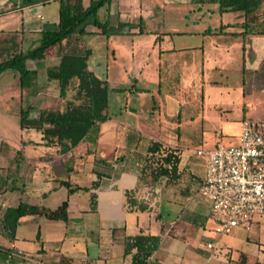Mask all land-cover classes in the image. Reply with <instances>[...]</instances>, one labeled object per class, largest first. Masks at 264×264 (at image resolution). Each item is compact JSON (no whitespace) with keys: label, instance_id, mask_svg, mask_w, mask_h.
<instances>
[{"label":"crops","instance_id":"obj_1","mask_svg":"<svg viewBox=\"0 0 264 264\" xmlns=\"http://www.w3.org/2000/svg\"><path fill=\"white\" fill-rule=\"evenodd\" d=\"M60 1L0 0V62L33 50L39 45L43 32L57 30ZM90 1L81 0L84 7ZM193 2L201 4L203 0H110L97 11L96 17L100 23H107L109 35L142 34L143 30L154 38L158 36L160 42L157 46L152 45V49H157L158 62L166 55L194 60L202 69L201 83L207 78L204 69H220L233 60L241 62L243 68L247 67L250 75L246 82L243 81L247 88L242 92L238 130L228 134L237 138L243 120H264V34L247 32L241 13L229 23L221 24L218 30L205 26L202 30L197 29V21H190L186 23V30L156 31L153 21L163 4ZM263 21L264 16H260L261 23L248 24L260 29ZM85 30L87 34L81 40L83 47L87 37L106 36L92 25ZM177 34L201 36L203 40L198 46L162 47L167 37ZM212 36L216 41L205 42ZM229 38L235 40L233 46L227 42ZM157 40L153 39L154 42ZM58 59L57 49L52 48L43 60H27L26 69L34 75L22 86L16 73L5 77L0 86V106L5 113L13 100L17 102V114L21 108H30L31 118H37L43 110H63L70 93L66 98H60L46 78L47 68L56 65ZM87 65L99 79L107 82L106 68L93 58L92 52ZM174 83L179 85L180 79ZM126 91L130 93L124 97L134 95L139 103L134 107L125 104L124 109L114 112L106 108L108 120L98 126L97 134H89L66 153L60 152L57 143L48 145L41 133L20 130L18 116V136L12 138V144L7 142L12 151H4V140L0 141V208H13L23 203L26 215L20 218L18 226L23 222L36 223L39 230L35 236L23 238L17 236V226L12 240L0 234V264H59L61 257L69 259L71 264H131V255L124 254V241L127 236L138 234L161 239L149 264H264V216L255 218L249 230L235 228L226 234H215L209 219L210 203L199 193L201 198L191 203L186 192L177 195L170 184L166 187L161 184L165 181H160L152 191L139 188L138 196L148 201V210L141 212L127 207L124 191L138 187V157L149 142L180 150L181 173L184 172L183 157L187 158L188 153L182 148L179 137L174 135L175 126L170 117L160 112L161 102H157L161 99L160 92L156 93L157 99L151 90L137 89L134 84ZM190 95L183 98L190 102ZM148 100H153V107L158 108L157 115L147 110L145 102ZM202 101L201 93V109L196 116H189L190 125L194 122L201 126L209 124ZM217 124L220 137L232 126L227 118L221 117ZM180 127L178 124L176 128ZM85 171L90 177V185L86 186L90 190L87 199L84 197L81 202L77 195L82 190L69 194L62 182L78 185L70 182L71 177L78 178ZM96 173L101 177L98 178ZM5 178L11 181L10 186L5 183ZM94 182H97L96 188H92ZM162 190L169 192L165 207L158 204ZM15 192H20L21 197L17 200L11 197L13 204H4ZM92 196L95 197V209L92 208ZM63 202L67 203L66 220L52 218ZM59 228L65 230L62 238H45L52 236L54 231L59 232ZM208 243L213 247L208 248Z\"/></svg>","mask_w":264,"mask_h":264},{"label":"rangeland","instance_id":"obj_2","mask_svg":"<svg viewBox=\"0 0 264 264\" xmlns=\"http://www.w3.org/2000/svg\"><path fill=\"white\" fill-rule=\"evenodd\" d=\"M216 1L203 0L201 4L198 2L163 4L158 10L157 19L153 21L154 26L158 29L156 31L162 33L164 30L171 28L186 30V23L190 21H197V29L200 28L202 30L205 26L211 29L217 27L216 29L218 30L221 24L225 25L233 17L240 15V12L219 13ZM262 11H264V4L261 6L259 13ZM142 32V34L133 35L111 34L108 35L109 37H87L83 44L91 50L93 58L106 68L107 108L109 112L124 109L125 104L129 107H134L139 103L138 98L134 95H130L128 98L124 97V94L130 93L126 89H130L133 84L137 89L144 88L151 90L157 99L156 93L160 92L161 101L157 100L158 103L161 102L160 112L170 117L171 123L175 126L173 133L179 137L182 148H185V152L188 153L187 158L183 157L184 172L181 173L177 181L170 185L175 188L177 195L181 196V194L186 192L189 201L196 203L198 198H201L198 190L200 182L204 178V160L202 157L196 155V151L208 149L216 142L223 145L236 144L237 138L228 134H235L238 130L237 124L242 106V92L243 88L245 91L247 88L246 83L243 84V81L246 82L248 80L250 73L247 67H242L241 62L233 60L229 65L220 69H204L207 78L204 79V83H201L202 69L196 65L194 60L187 61L183 60L182 57H170L166 55L162 57L159 63L157 60V49H152V45L155 44L157 46L160 42L157 40L158 36L154 38L147 31L142 30ZM214 37L206 39L205 42H209V40L216 41ZM153 39L157 41L154 42ZM202 40L201 36L170 35L164 40L162 47L181 48L198 46L202 43ZM234 41L233 38L227 40L231 46L234 45ZM247 46H249V43H247ZM231 55L235 56L233 51ZM12 73L14 72L6 71L2 74L0 86H3L1 84L5 80V77H9ZM175 78L180 79L181 83L179 85L174 83ZM158 79L160 80L159 83ZM188 81L191 84H187ZM117 88L124 90L116 92L114 89ZM201 93L205 115L209 118L210 122L203 126L199 122H194L190 125L188 123L189 116H196L201 109ZM186 94H192L190 95V102L183 98ZM70 98L77 100L74 96H69ZM145 103L148 104L147 110L157 115L158 108L153 107V100H148ZM10 106L11 108L6 113L2 106H0V141L4 140L3 150L7 152L12 151L7 142L12 144V138L18 136L17 102L14 100L10 101ZM220 117L222 119L227 118L232 124L227 131H223L221 137L219 136L220 129L217 124ZM178 124H181L179 129L176 128ZM214 130H216V133ZM85 168H87V165ZM4 180L9 186L12 184L6 178ZM160 181H165V179L162 178ZM70 182L86 187L90 185V177L88 172L85 171L78 178L71 177ZM161 184H165V187L169 185L166 181ZM165 191L162 190L159 195L158 204L160 207L168 205L167 198H169V192ZM87 192L82 191L77 195L81 202L84 197L87 199ZM9 197L6 199L7 201H4V204H13L14 199L21 197V193L15 192L13 196ZM11 197H13V200H11ZM34 224L21 223L17 229V236L23 238L35 236L39 227L36 223ZM57 229L55 228V230ZM62 233H65V230L59 228V232L54 231L52 236L48 235L45 238L56 239L59 236L60 239L62 238Z\"/></svg>","mask_w":264,"mask_h":264},{"label":"trees","instance_id":"obj_3","mask_svg":"<svg viewBox=\"0 0 264 264\" xmlns=\"http://www.w3.org/2000/svg\"><path fill=\"white\" fill-rule=\"evenodd\" d=\"M110 0H91L87 7L81 0H61L57 30L43 32L39 45L26 53H20L0 62V76L6 71H13L19 76L20 85L27 83L34 73L26 69L27 60L40 61L46 58L52 48L59 53L58 63L46 70L47 82L54 85L60 98H66L68 92L77 100L68 98L65 108L60 110H43L37 118L29 116L30 108L19 110L20 130H34L43 135L46 143H57L60 152L66 153L75 148L89 134L96 135L98 126L108 120L106 82L99 79L88 69L87 60L91 51L82 46V37L87 34L86 27L92 25L108 36L107 23L97 20V11ZM218 11L240 12L245 17V28L249 33L264 34V21L260 29H255L248 22L256 25L259 17L264 16L260 8L264 0H217ZM122 91L121 89H115ZM100 162V161H96ZM180 152L164 148L161 143L151 141L138 157V187L124 191L128 208L144 212L148 210V201L138 196L139 188L153 190L162 178L167 184L177 181L181 176L179 169ZM97 177H101L96 173ZM72 194L76 191H89L87 187L62 182ZM97 182L92 184L96 188ZM66 206L63 202L60 210L52 218L66 220ZM92 208L95 209V197L92 196ZM26 215V207L19 203L13 208H0V234L10 240L15 239L16 228L20 218ZM160 237L138 234L127 236L124 241V254L131 255V264H149V258L158 250ZM59 264H71L70 260L61 257Z\"/></svg>","mask_w":264,"mask_h":264},{"label":"built area","instance_id":"obj_4","mask_svg":"<svg viewBox=\"0 0 264 264\" xmlns=\"http://www.w3.org/2000/svg\"><path fill=\"white\" fill-rule=\"evenodd\" d=\"M196 155L204 160L198 191L210 203L214 233L249 230L255 218L264 216V120H243L236 144L217 143Z\"/></svg>","mask_w":264,"mask_h":264}]
</instances>
